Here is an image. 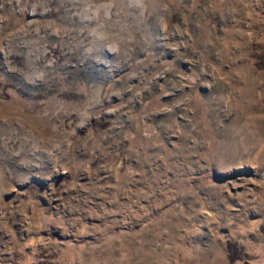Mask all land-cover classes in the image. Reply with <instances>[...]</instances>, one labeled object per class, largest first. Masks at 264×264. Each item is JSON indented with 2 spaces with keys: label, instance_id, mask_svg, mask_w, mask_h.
I'll return each mask as SVG.
<instances>
[{
  "label": "rangeland",
  "instance_id": "1",
  "mask_svg": "<svg viewBox=\"0 0 264 264\" xmlns=\"http://www.w3.org/2000/svg\"><path fill=\"white\" fill-rule=\"evenodd\" d=\"M0 264H264V0H0Z\"/></svg>",
  "mask_w": 264,
  "mask_h": 264
}]
</instances>
